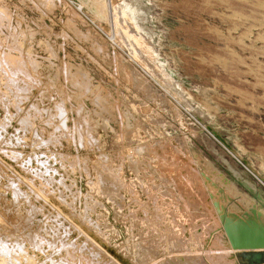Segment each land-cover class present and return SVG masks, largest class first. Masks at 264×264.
<instances>
[{"label":"rangeland","instance_id":"obj_1","mask_svg":"<svg viewBox=\"0 0 264 264\" xmlns=\"http://www.w3.org/2000/svg\"><path fill=\"white\" fill-rule=\"evenodd\" d=\"M83 1L0 0V264H235L222 207H264V0Z\"/></svg>","mask_w":264,"mask_h":264},{"label":"bare ground","instance_id":"obj_2","mask_svg":"<svg viewBox=\"0 0 264 264\" xmlns=\"http://www.w3.org/2000/svg\"><path fill=\"white\" fill-rule=\"evenodd\" d=\"M83 3H84V1L80 0L79 6L81 8L83 7ZM100 7H101V5H100ZM111 9H112V5L110 4L108 11H110ZM110 13L111 12H109V14ZM95 14H97L99 17H102L105 15L103 13V9H98V7L95 11ZM110 17H111V15H110ZM112 21L114 22L115 20L112 19ZM122 33L125 36H127L125 31H122ZM131 39L133 40V42H135V45L139 49V52H141L147 56H152V51L144 46V40L141 37H139V38L133 37ZM259 209H264V207L263 206L257 207L255 204H252L251 207L248 208V210L243 211L242 213L241 212H235V211L232 213L230 211L229 212L224 211L223 207H222V213L220 214V217L222 220V227H223L224 232L226 233V237H227L229 246L231 247V249L234 250V252H235V250H238L239 248L240 249H252V248L258 249V248L264 247V228L261 227L254 219V218L258 217ZM246 221L248 222V225L246 227L250 231L249 234H245L243 232H237V231L233 232V230L230 228L231 223H234V222L244 223Z\"/></svg>","mask_w":264,"mask_h":264},{"label":"water","instance_id":"obj_3","mask_svg":"<svg viewBox=\"0 0 264 264\" xmlns=\"http://www.w3.org/2000/svg\"><path fill=\"white\" fill-rule=\"evenodd\" d=\"M235 264H264V248L238 249L234 252Z\"/></svg>","mask_w":264,"mask_h":264}]
</instances>
